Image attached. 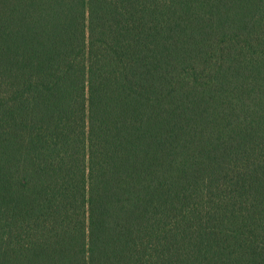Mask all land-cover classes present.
I'll use <instances>...</instances> for the list:
<instances>
[{"label": "trees", "instance_id": "obj_1", "mask_svg": "<svg viewBox=\"0 0 264 264\" xmlns=\"http://www.w3.org/2000/svg\"><path fill=\"white\" fill-rule=\"evenodd\" d=\"M0 264H264V0H0Z\"/></svg>", "mask_w": 264, "mask_h": 264}]
</instances>
